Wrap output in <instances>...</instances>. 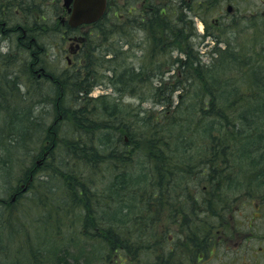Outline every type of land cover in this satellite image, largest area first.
I'll list each match as a JSON object with an SVG mask.
<instances>
[{"label": "trees", "instance_id": "obj_1", "mask_svg": "<svg viewBox=\"0 0 264 264\" xmlns=\"http://www.w3.org/2000/svg\"><path fill=\"white\" fill-rule=\"evenodd\" d=\"M116 15L113 18L105 13L93 25L85 36V65L69 71L71 81L85 90L82 99H76L80 106L74 117L86 113L88 101L108 104L114 132L87 119L75 129L74 141L58 145L59 127L70 119L69 113L53 112V123L43 125L39 117L44 110L34 112L43 104L15 94L16 87L11 92L7 76L1 81L11 55H0V87L6 91L0 92V181L12 178L15 185L28 182L24 165L32 162L33 156L13 162L11 158L18 153L22 144L18 138L24 137L26 127L34 129L28 139L35 135L42 142L35 148L37 157L46 154L44 177L36 183L44 186L40 187L42 192H34L42 196L35 208L46 211L36 218L39 234L11 231L0 235V264H182L191 249H201L200 242L211 245L228 233L236 201L228 195L232 190L243 193L250 205L260 201L259 210L264 206V59L257 61L254 52L248 54L249 65L243 69L247 86H241L230 76L228 60L221 58L225 54L226 58L241 59L231 44L221 49L220 39L207 30L205 35L193 32L191 23L178 28L177 40L173 24L161 18L163 22L155 32L161 34L158 44L162 53L168 48L173 53L174 46H179L182 59L175 58L179 63H173L171 79L152 87L150 110H138L140 106L137 111L123 110L117 102L108 100L110 95L87 96L98 84L88 82L89 77L96 79L100 73L94 69L95 58L103 62L102 67L96 66L108 71L111 82L114 78L120 81L118 91L129 85L127 80L133 81L135 88L143 81L141 68L117 70L113 65V55L126 43L116 45L109 37L117 27L120 37L125 27L115 22ZM127 20L143 31L142 16H128ZM184 25L192 33L190 38L199 40L195 52L185 47L188 40L182 35ZM210 35L216 46L209 62L203 63L205 55L198 48ZM111 45L119 47L113 49ZM102 50L104 53L99 52ZM218 54L222 55L214 58ZM187 82L192 85L180 88ZM134 92L130 96L136 97ZM120 122L125 129L116 133ZM5 154L8 159L3 163ZM100 174L104 175L102 180ZM29 185L27 191L33 189V183ZM224 192L229 197L225 202L219 199ZM126 196L138 199L139 216L127 215L128 204L120 202ZM166 202L178 208L172 217L159 213V203ZM2 218L12 222L14 213L8 211ZM186 223L191 226L186 228ZM171 224L177 228L169 229Z\"/></svg>", "mask_w": 264, "mask_h": 264}, {"label": "rangeland", "instance_id": "obj_2", "mask_svg": "<svg viewBox=\"0 0 264 264\" xmlns=\"http://www.w3.org/2000/svg\"><path fill=\"white\" fill-rule=\"evenodd\" d=\"M172 1H176L177 3H179L181 0ZM119 2L122 3L121 0H119ZM250 4L254 5V7L259 8L257 9L259 11L256 17H251L249 12H244L242 9V13H240L239 11L234 19L227 20L224 5L221 6L217 0H211L209 6L208 3L205 4L207 6V12L200 14V17L203 19L202 25L200 23L201 21H199V18L198 20H194L195 24L198 23V25L195 27L196 31L205 33L206 28H209L211 32H213L214 36L217 39L221 40L222 43H220V45L218 44L221 49L224 48L228 43L231 44V47L235 49L234 51L238 50L236 54H238V56L241 58L240 60H233V57L226 58L225 54L223 56H221L222 54L214 55V58L221 56L222 59L225 58L224 60H228L227 63L229 64L227 65L229 66L230 76H233L236 82H238L241 86H247L248 77L243 74V69L245 68L244 65H249L248 58L250 57V55L248 54L250 52H254L257 61H261L264 59V4L261 2V0H247L246 2L242 1L240 6L244 8L246 5ZM139 7H141V3L138 2L135 5V11L138 10ZM122 12V10H116L115 12H112L110 14H112V17L114 18L113 14L117 13V20L115 18V22H122L125 26L120 37H122L123 40L131 42V44L121 45L120 47L118 46L119 51L117 52V56L115 57V60L113 62V65L116 67V69H129V67L139 69L140 66L144 65V67L155 70L156 73H161L163 72V70L169 71V69L173 67L172 61L168 62L167 66H160V68L154 67V62L167 61L166 57L169 56L173 61L175 58L179 59L176 51H174L173 53H169L171 51V48H168L164 53H162L163 48L158 44L159 39L155 41L152 37V32L155 31H150L151 37L148 40L146 38L144 30L138 31L136 24H134L133 22L130 23L127 20L128 16H126ZM180 13L181 12H179V14ZM217 18L222 19V22L219 26L216 27L214 24V19ZM55 21L57 24H59L57 19ZM204 22H206V26ZM50 26H54V23L52 21L49 22V24L45 28L41 26L43 30H40V32H45L44 35L40 38L42 43H44L46 48L49 50L47 56L45 57L49 69L61 70L62 67H68L66 66L67 61L65 60V55L68 56V58L71 60V70L73 68H77V66L83 67V65H85L84 59L86 49L84 48L83 53H81L76 58L73 55L71 56L72 50L70 47L74 46V43H71V41L69 40H65L62 43L58 38V35L60 34V28L53 29ZM149 29L150 27L146 31L147 33H149ZM89 30L90 28L84 27L83 30L80 31L86 32ZM118 30L119 27L114 29L113 33L109 36L114 38L113 41L116 45L120 42V37L117 34ZM53 33L57 34V38L53 35ZM186 36L189 38L191 37V35ZM198 42L199 40L197 39H191V42L189 41L185 44H187V46L192 49L193 52H195L199 44ZM76 45H79V43H76ZM156 46L159 47V49ZM214 46H216V43H214L212 38H206L204 45L199 46L198 49L201 50V54L203 53V55H205L202 58L203 63L209 62L212 55L211 50L214 48ZM110 47L113 49L118 48L115 45H111ZM155 49L158 51L160 50V53L152 54L151 51ZM107 56H109L108 53H106L105 58H107ZM95 59L96 65H101L102 67L103 62L98 60L97 58ZM96 65L94 66V69L100 71V73H97L96 79H93L92 77L88 78V82L91 81L95 83L96 81H98V84L90 91L91 98H97L100 95L106 94L110 95L108 100L117 102L120 108H122L123 110L131 111L132 109H135L134 111H137L138 106H140L138 110H150L151 102L149 98H151L150 92L152 90V87H154V84L149 78L150 75L148 73L145 74L143 72V74L145 75L142 74L141 76L143 81L138 84L139 88H135L133 85V81L131 83V81L129 82L126 78L128 84H131L135 89L134 93L137 92V94L134 95L136 97H133V93L131 94L132 96H130L114 92L113 85L110 81L111 77L108 74V71L106 72L104 69ZM89 69H91V67H89ZM127 75L129 76V74ZM175 80L176 78L174 77L171 83H174ZM134 83L135 85H137L136 82ZM262 93L264 94V90L262 91ZM177 95L178 92L175 93V98L177 97ZM26 96L28 99L30 98L29 95ZM10 101L11 98H9V104ZM36 104L39 105L38 103ZM41 107L42 106H37L36 109H34V112L37 113V110H40ZM25 111L28 112V110ZM51 111L52 110L50 109H48V111L44 110L45 113H43L42 115V123L45 126L51 125L53 123L54 115H52L53 112ZM0 118H2V115H0ZM64 121L65 122H62L63 125L59 127L60 129H63L67 126V120ZM103 176L104 175L100 174V176L98 177L99 180H102L101 178H103ZM34 183L33 189L31 188V190L28 191V193H25V195L23 196V201L21 200L19 205H15L17 208L16 210L18 211V214L16 215L17 218L21 214L19 213V210L21 212L23 210L25 211V206H33L34 204L32 193L39 191L38 184L34 185ZM17 186L22 187L19 184ZM235 199L236 201L232 206L233 210L231 209L232 214L229 216L228 222H230V224L227 229L228 233H226L224 235L225 237H223L221 240H213L211 244L212 246H210V249L208 250V254H206V257H204L202 262H200L199 264H264V206L263 208L261 207L260 210L258 209L261 206L260 201L255 202L253 205H250L248 200L243 197V193H239L238 196L235 197ZM37 210L38 212L42 211L40 208H37ZM162 226L165 227V224H163ZM168 227L169 229L177 228L176 224H171Z\"/></svg>", "mask_w": 264, "mask_h": 264}, {"label": "bare ground", "instance_id": "obj_3", "mask_svg": "<svg viewBox=\"0 0 264 264\" xmlns=\"http://www.w3.org/2000/svg\"><path fill=\"white\" fill-rule=\"evenodd\" d=\"M26 6L28 7L26 9L27 11H30V9H34L36 7L31 2L27 3ZM12 11H13V7L10 4H5L3 6H0V30H1V25L3 26V30L8 27L7 19L12 14ZM162 22H163L162 20L158 21V20L153 19L152 22H150L151 29H149L148 35H151L150 31L151 30L155 31L158 28V25L161 24ZM182 24L183 22L178 23V25L180 26ZM204 24L206 26V22H204ZM206 30L210 32V34L213 33L211 32L209 28H206ZM206 30H205V33L204 32L200 33L196 31V28L192 27V31L197 32L200 35H205ZM36 33L38 37H35V36L33 37L36 39L39 38L41 40L40 37L43 36L45 32L38 31ZM152 34H153L152 37L154 38L153 40L155 41L158 40L161 36V34L158 32H152ZM53 35L57 38V34L53 33ZM68 35H70V31H68ZM191 37H192V33H191ZM210 38L214 40L212 35H210ZM187 40L188 42L189 41L191 42V38L187 37ZM42 48L44 50L43 57H45L49 50L46 48L44 43L42 44ZM174 49H176L175 46H174ZM12 52L13 54L11 55V61L10 62L6 61L8 66L6 70L2 72V78H1V81L3 82L4 75L7 76V78L9 79L8 82L11 83L12 85L9 90L11 92H14L13 87H16L15 94L19 93L22 97L25 95H29L30 99L32 98L35 102H39L40 104L42 103L43 107L41 108V110L48 111V109H50L52 110L51 112H54L57 114H63L64 112H67L70 115V119L69 118L66 119L67 126L63 129H60L57 134L56 141L58 145H62L63 142L66 143V142L74 141L76 137L75 129L80 128L83 125V123H85L84 121L87 119H89V122L94 121V124L97 126H102V127L108 128L113 131L111 123H110L111 119L109 118V114L107 113L109 111L108 104H102L100 102L95 103V102L88 101L87 102L88 104L86 103L88 105L86 113H84L83 115L78 114L79 117L75 118L74 117L75 112L77 111V113H79L78 106L80 105L78 101L82 99L84 95L83 92L85 90H80L75 82L73 83L70 78L69 80H67L66 77L63 76V74L57 72L54 69L50 70L48 67V63L44 61L43 59H39L37 62H35L36 60L31 56L32 51H29L24 46L20 50H16ZM99 52L104 53L103 50ZM116 56H117V53L113 55V57H116ZM166 60L167 61L154 62V67L159 68V66H162V67L167 66L168 62H171V61H172V64L179 63L178 62L179 60L178 61H176L175 59L174 61L171 60L170 56L166 57ZM139 68H141L142 72H144L145 74L148 73L150 75L149 78L154 84L153 89L157 88L158 86H162L166 81L171 79V76H172L171 74H174V71H175L174 67H172L169 69V71L167 72L164 71L163 74H158L155 72V70H151L147 67H144V65L140 66ZM135 73L140 74L138 72H135ZM51 78L53 79L55 78L54 79L55 82L54 81L50 82L52 80ZM1 81H0V84H1ZM111 83L113 85L114 91L117 92L118 94L130 95V93H132V91L134 90L132 85L126 84L125 87L124 86L121 87V91L120 90L118 91L120 81H116V79H112ZM189 85H192V84L187 82L186 85L181 86L180 88H184ZM0 92L3 94H6V91L2 90V87H0ZM90 94H91L90 91H88L87 96L89 98H91ZM203 94L206 95L208 93L205 92ZM23 117H26V115H23ZM42 119H43L42 117H39L40 122H42ZM69 120L71 121L73 120L72 123H70ZM62 125L63 123L61 124V126ZM25 129H26L25 130L26 134L23 135L24 137L18 138L19 142L20 140L22 141V144L19 145L20 147L18 149V153L17 154L13 153L11 155V158L13 162L14 160L16 161L17 159L18 161H21L24 158L27 159L33 156L32 162L29 161L30 163L27 162L26 165H24V167L27 169V171L25 170V172L29 174V179H28V182L25 183L21 189L17 185L12 184L15 179L11 178V181H10V178L9 179L5 178V180L3 179L2 181H0V216H1L0 235L5 234V232L10 233L11 231L13 232L22 231V232H28V233L30 232L32 234H35V233L39 234V223L36 220V218L46 213V211L44 212L43 210L38 212L37 208H35L36 201L42 196H40L39 192L37 193V195H35V193L33 192L32 193L33 199H34L33 206H29V205L25 206L26 210L25 211L23 210L22 212L19 210V213L21 214L18 216V218L16 217V215L18 214V211L16 210L17 208L15 205L16 204L19 205L20 201L21 200L23 201V198H24L23 196L25 195V193H28L27 189L30 186L29 183L35 182L34 184H36L37 182L42 180V178L44 177L43 173L46 170V168L43 166V163H44L43 161L46 158V154H43V156L41 157H37L36 149L38 148L39 143H40L37 138L38 136L32 135L31 139H28L29 136L33 134L34 129H30L29 127H26ZM122 129H125V125H123V123L120 122L118 123V130L116 133H120ZM104 134L107 135V133H104ZM42 137L44 138V136ZM95 137L97 136H94V138ZM83 140H86V138H84ZM9 147H10L9 148L10 153L13 152L12 145H9ZM171 151L175 152L174 148ZM7 159H8V156L7 154H5L2 156L1 161L3 163H6ZM42 186L44 185L38 184L39 190L41 192H42V189H40V187ZM237 194L238 192L235 189V190H232L228 195H230L229 197L231 196L236 197ZM226 197L228 196H226V192H224L220 195L219 199H222V201L225 202V200H228ZM120 202H125V204H128L127 210H129L128 211L129 214L127 215H129L130 217L135 218L136 216L140 215L139 214L140 205L138 203L137 198L132 199L126 196V197H123L122 201ZM176 209L178 208L177 206H174L173 203H169V202L168 203L166 202L163 204L159 203V213L168 214V217H172ZM8 211H11L14 213V218L12 219V222L6 220L5 218H2L6 215ZM190 226L191 225L189 223H186V228H189ZM4 238L5 237L2 236L1 240L2 239L4 240ZM200 243L201 244L199 245L201 249H191L190 253H188L189 255L187 256L188 260L184 261L182 264H199L200 262H202L204 257H206L205 254L206 252H208L211 245L209 244L208 241H206L205 243L206 246L204 245V242H200ZM204 247H206V249L204 250V252H202ZM164 264H167V263H164Z\"/></svg>", "mask_w": 264, "mask_h": 264}, {"label": "flooded vegetation", "instance_id": "obj_4", "mask_svg": "<svg viewBox=\"0 0 264 264\" xmlns=\"http://www.w3.org/2000/svg\"><path fill=\"white\" fill-rule=\"evenodd\" d=\"M74 1L75 0H71L70 5L66 7L65 0H0V6L10 4L13 7L12 14L7 19L8 27L3 30V26L1 25L0 55H12V51L20 50L24 46L29 51H32L31 56L36 60L35 62H37L39 59H43L44 61H46L45 57L47 55L43 57L44 50L42 48V41L39 38H34L33 36L37 37L36 32H40V30H43L41 26L45 28L47 27L49 22L52 21L54 23V26H50L51 28H60V34L62 35L59 34L58 38L61 40V42L63 43L65 40H69L71 41V43H74V46L70 47L72 50L71 56L73 55L75 58L79 56L81 53H83L84 48H86L85 43L87 41L83 42V44L76 45V43H78L77 37L83 36L84 31H81L84 27L93 28V25H82L76 28H70L67 26V20L71 16L70 9L73 8ZM181 1L177 3L176 1L172 0H121L122 3H120L119 0H104V3L105 13H112L116 10H122L126 12L130 17L138 15L142 16L143 30L148 40L150 39L151 35H148L146 31L151 26L150 22H152L153 19L161 21V18H163L164 22H166L167 24H173V33H175L174 38L179 40L180 33L178 31V28L180 27V25H178V23H191V26L195 28L198 23L195 24L194 20H198L199 18V21H201L200 23L202 25L203 19L200 17V14L207 12V6L205 4L208 3L209 6L211 0ZM217 1L221 6L224 5L227 20L234 19L239 11L240 13H242V9L244 12H249L251 17H256L258 15V7H254V5L250 4L246 5L244 9L240 6L242 1L246 2L247 0ZM29 2L33 3L36 7L34 9H30V11H27L26 9L28 7L26 5ZM138 2L141 3V7H139V9L135 11V5ZM261 2L264 4V0H261ZM179 12H181V15L179 14ZM56 19L58 20L59 24L56 23ZM214 20V24L217 26H219L222 22V19L217 18ZM182 27L185 28L182 30V35L184 38L187 37L186 35H191L189 29L187 30L185 25ZM68 31H70V35H68ZM119 41L126 42L124 45L128 43V41L123 40L122 38H120ZM185 47H187V44H185ZM179 50V46L174 49V51L177 52V56L181 60L182 55L180 54ZM65 60L67 61L66 66L68 67H62L61 70H54L63 74V76H65L66 79L69 80L71 60L66 55ZM51 79L52 80L50 82H53L55 78Z\"/></svg>", "mask_w": 264, "mask_h": 264}, {"label": "water", "instance_id": "obj_5", "mask_svg": "<svg viewBox=\"0 0 264 264\" xmlns=\"http://www.w3.org/2000/svg\"><path fill=\"white\" fill-rule=\"evenodd\" d=\"M71 0H65L66 7ZM71 11V17L68 20L69 27H78L82 24H92L98 21L104 13V0H75ZM80 42L83 38L79 39Z\"/></svg>", "mask_w": 264, "mask_h": 264}]
</instances>
